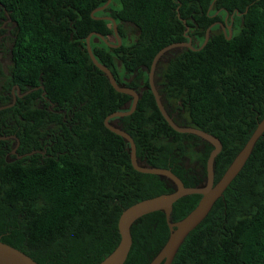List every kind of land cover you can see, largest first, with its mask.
Returning <instances> with one entry per match:
<instances>
[{
	"label": "trees",
	"instance_id": "obj_1",
	"mask_svg": "<svg viewBox=\"0 0 264 264\" xmlns=\"http://www.w3.org/2000/svg\"><path fill=\"white\" fill-rule=\"evenodd\" d=\"M106 1L0 0L1 13L16 23L0 107L12 103L13 88L29 91L0 110V137H8L0 139V241L38 264L100 263L120 241L124 209L175 190L164 177L136 171L129 143L104 125L108 115L129 110L132 98L117 92L87 53L89 34H113L101 17L115 20L122 40L126 26L136 32L127 45L109 47L92 36L90 46L116 83L139 96L131 115L109 121L131 136L139 165L169 169L186 187L206 182L213 147L168 125L148 81L155 55L187 37L196 50L172 55L156 87L176 125L220 140L214 183L264 118V0H119V9L109 5L92 16ZM226 16L232 29L240 26L230 39L216 24L227 27ZM201 141L207 147L196 151ZM200 198L178 199L170 221ZM130 233L124 264H149L169 237L165 214L141 217ZM171 264H264V133Z\"/></svg>",
	"mask_w": 264,
	"mask_h": 264
},
{
	"label": "water",
	"instance_id": "obj_2",
	"mask_svg": "<svg viewBox=\"0 0 264 264\" xmlns=\"http://www.w3.org/2000/svg\"><path fill=\"white\" fill-rule=\"evenodd\" d=\"M112 0H107L104 5L99 8H96L92 11L91 15L94 16V13L103 11L106 9ZM102 19L110 22L112 24L113 35L116 39L115 43H111L109 41V37H105L99 33H91L86 38V50L87 53L92 60L93 64L100 69L108 78L112 87L119 93L127 94L132 98L131 105L129 110L126 111H118L108 115L104 119L105 127L111 131L112 133L122 137L125 139L127 143L130 145L131 153V164L133 168L141 173L153 174L160 177H164L170 180L174 186L175 190L171 193L162 194L156 197L148 198L142 201H139L130 207L124 209L118 219V230L120 233V241L116 248L107 255L100 263L98 264H124L127 256L130 252L132 245V236L130 233L131 227L136 221H138L141 217L156 211H160L165 214L166 220L169 226V237L164 244V246L160 249V251L155 255V257L151 260L149 264H171L175 255L177 254L180 246L183 244L187 236L207 217L212 207L216 203V201L222 197L226 188L230 185L233 179L239 174V172L244 167L246 161L248 160L256 142L264 133V118L259 122L256 129L244 145V147L239 151L236 157L233 159L231 164L228 166L222 177L214 183V160L216 156L222 150V144L218 138L215 136L208 134L204 131L193 127H180L174 123L172 118L166 112L161 97L158 93L157 88L153 82V75L156 69L157 62L160 58L167 53L168 51L176 48H189L192 50H196V47L192 45V39L187 37L186 42H179L168 45L162 48L154 57L150 71L148 73V81L150 90L155 98L156 105L168 123V125L174 129L178 133H189L198 136L202 140L209 143L213 149L210 152L207 163H206V182L203 186L200 187H186L182 180L177 177L174 173H172L169 169L155 168V167H145L138 164L136 159V149L135 144L131 136L125 131L121 130L118 127L113 126L109 123L111 119L114 118H122L131 115L137 105L139 96L138 94L125 86H120L116 83V80L112 74V72L100 64L96 57L94 56L91 46L90 39L92 36H95L96 39L102 41L109 47H119L122 45V39L119 37L116 22L110 16L101 17ZM227 16L225 17L224 22H226ZM216 24L222 29L224 35H227V39L232 37L231 24L225 27L223 23L216 22ZM212 26H210L205 34V40L203 44L199 47L202 48L209 38V31ZM20 97V96H19ZM16 101V96L13 97V101L11 104L6 106H1L0 110L11 107L14 105ZM8 137H0V139H7ZM17 146L12 150V154H15ZM22 156H18L21 158ZM200 195L201 198L195 208L187 214L184 218L179 220L178 222L172 223L170 221V214L172 210L173 204L180 198L188 195ZM0 264H38L29 256L17 250L16 248L9 246L0 241Z\"/></svg>",
	"mask_w": 264,
	"mask_h": 264
},
{
	"label": "flooded vegetation",
	"instance_id": "obj_3",
	"mask_svg": "<svg viewBox=\"0 0 264 264\" xmlns=\"http://www.w3.org/2000/svg\"><path fill=\"white\" fill-rule=\"evenodd\" d=\"M109 12L110 11H108L107 14H109ZM15 29L16 23L10 18V16H8L7 13L4 12L2 14L0 8V75H7L9 72V67L11 65V49L13 46V40L15 39ZM100 42L102 41L99 40V43ZM28 93L29 91H21L18 87H16V90L15 88L11 90L12 97L16 96V98L19 99ZM201 143L196 145V147H207L205 142L201 141Z\"/></svg>",
	"mask_w": 264,
	"mask_h": 264
},
{
	"label": "rangeland",
	"instance_id": "obj_4",
	"mask_svg": "<svg viewBox=\"0 0 264 264\" xmlns=\"http://www.w3.org/2000/svg\"><path fill=\"white\" fill-rule=\"evenodd\" d=\"M110 6L112 7L113 10L119 9L120 8L119 0H112ZM126 29H127V39L122 40V43L125 45L132 42L136 36V32L133 29V27L128 25V26H126ZM239 30H240V26L238 25V23H236L232 29V34H237L239 32ZM109 41L111 43L116 42V39H115L113 34L111 36H109ZM95 42L99 43L98 41H95ZM180 50H181L180 48L172 49V50L168 51L167 53H165L164 56L160 59L159 64L157 65L155 72H154V75H153V82H154L155 87H156V83L160 82V74H161L165 64L167 63L168 59ZM198 143L200 144L201 142H198ZM201 148L202 147H197L196 151L201 150ZM185 164L189 167H192L195 164V162L193 160L187 159V160H185Z\"/></svg>",
	"mask_w": 264,
	"mask_h": 264
}]
</instances>
